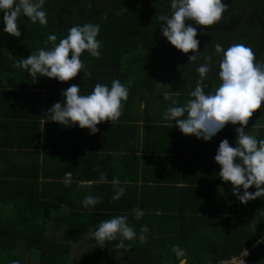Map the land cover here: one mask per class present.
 Wrapping results in <instances>:
<instances>
[{"label":"trees","instance_id":"obj_1","mask_svg":"<svg viewBox=\"0 0 264 264\" xmlns=\"http://www.w3.org/2000/svg\"><path fill=\"white\" fill-rule=\"evenodd\" d=\"M223 3L229 6L228 11L218 23L205 30H229L236 27L246 10L252 6H257L264 15V0H223ZM42 10L47 13L46 26L38 22L33 24L27 17L20 16L18 21L22 33L20 38L4 32L3 15L0 13V130L4 132L0 137V205L3 206L0 210L8 213L5 218L0 216V224L8 223L10 226L7 228L0 225V264H11L16 250L20 253V264H73L70 249L84 238H88L86 243L84 242L89 247L88 253L95 254L90 258L89 264H121L116 256L119 251L125 253L128 246L126 245V249L117 248L115 245L119 241L106 242L101 246L92 235L100 222L118 217L120 213L118 216L114 213L108 215L99 211L103 207L97 205L85 208L82 201L89 195L97 197V191L102 187L95 183L100 178L98 175L100 171L97 170V162L100 159L103 160L102 163L110 162L113 170L129 165L127 169L122 170L123 175L120 173L118 179L135 176L137 148H133V143H129L132 149L127 148L125 141L123 145L121 143L110 147L107 145L104 156L94 153L97 148L91 147L90 154L86 157L94 158L97 161L95 166H91V160H85V155L84 157L74 155L73 157L80 159H65L62 174L52 177L53 181L42 183L37 181L36 173L20 167V163H15L16 159L10 160L7 149H17L21 153L27 149H38L42 138L43 146L50 150L78 151L75 149L81 142L78 138L87 129H81L78 124L66 128L52 122L48 117V110L54 104L64 102L62 93L72 84L80 87L81 95L91 94L96 84L110 88L112 81L117 79L128 87V99L124 102L122 110L124 118L120 117L115 123L110 121L104 123L110 124L114 132L141 102L144 107L139 113L145 117H152L149 112L153 113V110L158 109L161 101L171 103L173 99L181 100L183 106L192 98L188 94L193 92L200 79L197 69L206 62V56L212 57V63L209 65L210 70L204 79L203 88L205 94H213L221 84L219 64L222 54L215 52V44L219 43L225 50L233 44H244L253 50L257 61L264 49V27L256 11L250 14L238 31L230 35L202 33L194 26V21H187L188 25L197 29L196 38L200 41L197 59L190 62L189 57L196 53L184 54L162 35L161 28L166 24L159 20V16L171 17V0H45ZM86 23L100 25L97 37L101 43L100 58H94L88 52L81 56L86 70L91 73L90 77H85L81 72L67 83L47 77H39L33 81L27 70L15 67L19 59L29 57L40 48L51 49L53 42L45 44L50 35L57 37L54 43L58 44L61 39L67 37L70 28ZM165 92L172 93L171 100L164 99ZM127 122H131L130 119ZM49 126H53L52 130L48 128ZM249 126H257L260 128L259 133L264 134V106L254 113ZM97 127L99 128V125ZM238 127L240 126L231 124L226 126L217 135L215 145L219 148L221 141L217 138H220L222 133L234 132L238 135L236 132ZM88 132L90 130L85 133ZM66 141L69 142L68 148L65 146ZM146 145L144 142L142 148L144 157H147V153L154 152ZM220 170L219 165L217 171ZM68 172L72 173V182L65 185V174ZM112 180L113 178H107L108 183L100 185H112ZM88 182L91 183L90 187L82 185ZM51 185L53 195L46 194L42 197V193H45L42 189ZM62 187L63 189H60ZM255 191V187L249 189V192ZM241 193L243 194V189ZM112 202L114 206L112 208L115 211H123L120 216L127 217L126 211L130 208L123 203ZM254 202L244 204L242 212L245 215V209H250L246 214L256 221L255 239L249 234H242L235 239L236 236L232 235L233 230H227L226 238L227 241L232 240V247L230 251H224L220 258L228 259L237 255L244 246L251 247V244L264 234V201L260 198ZM60 209L67 212L59 214ZM33 212L37 215L33 216ZM167 217V220H170L172 215ZM234 218L241 220L238 217L229 219ZM179 223L175 221L159 223L160 226L155 232L160 233L163 228H169V234L178 233L182 237V231L178 232L176 228ZM238 228L244 233L242 226L238 225ZM238 228L234 226L233 229L236 231ZM249 236L251 238H248ZM177 240L182 244V239H174ZM153 242V245L145 247L146 251L154 252L150 253L152 257H159L158 252L162 248L159 246L160 239L157 238ZM179 243L177 246L180 247ZM255 249L251 250L249 264H264V243L258 246L256 251ZM81 254L83 252L78 253L80 256ZM127 256L128 254H123V257ZM178 261L179 258L173 255V261L169 259L168 264H177ZM214 261L216 262V259ZM124 264L139 263L129 259ZM186 264L206 262L195 263L190 260Z\"/></svg>","mask_w":264,"mask_h":264},{"label":"clouds","instance_id":"obj_2","mask_svg":"<svg viewBox=\"0 0 264 264\" xmlns=\"http://www.w3.org/2000/svg\"><path fill=\"white\" fill-rule=\"evenodd\" d=\"M44 3L45 0H0L4 32L20 38L22 33L18 21L21 15L27 17L33 24L38 22L46 26L47 13L42 10ZM171 9V17L159 16V20L166 24L161 28L162 35L184 54L196 53L189 57L190 62H195L200 41L196 38L197 29L188 25L187 21H194L202 29H209L222 19L229 6L223 3V0H171ZM99 32L100 25L86 23L70 28L67 37L61 39L58 44L54 43L57 37L50 35L45 44L53 42L51 49L40 48L29 57L19 59L15 67L27 70L33 81L39 77H47L67 83L81 72L85 77H90L91 73L86 70L81 56L88 52L92 57L100 58L101 43L97 39ZM215 52L222 54L219 64L221 80L219 87L213 94L204 92V79L212 63V57L206 56V62L197 69L200 79L191 93L192 98L179 107L175 106L177 102L173 100L163 119L175 121L176 127L184 135L195 136L206 142H210L229 124L240 126L236 128L238 134L236 147H232L227 139L221 141L215 161L221 166L219 172L221 179L231 183L233 194L246 205L249 201L264 197V139L257 140L255 136L245 131L254 113L264 106V63L257 64L255 53L244 44H233L225 50L217 43ZM62 95L64 102H58L48 110L51 121L66 128L78 124L81 129H88L95 135L99 131L98 125L109 121L115 123L122 116L129 89L117 79L112 81L110 88L96 84L92 93L88 95H81L80 87L72 84ZM164 99L171 100L172 93L165 92ZM43 109L44 105L42 111ZM71 182L72 173L68 172L65 174L64 183L69 185ZM95 183H108L106 173L101 172ZM111 183L115 188L112 199L119 200L125 189L119 187L118 178H113ZM90 184L88 182L82 185ZM253 187L256 191L249 192ZM101 199L89 195L82 203L85 208L94 207ZM133 211L138 220L144 215L141 209ZM127 220L126 216L121 215L102 221L92 235L101 246L106 242L119 241L115 246L125 248V240L132 241L137 237ZM148 231L146 225L140 229L141 243H146L147 237L144 233ZM172 252L178 258L185 255L179 246H173Z\"/></svg>","mask_w":264,"mask_h":264},{"label":"crops","instance_id":"obj_3","mask_svg":"<svg viewBox=\"0 0 264 264\" xmlns=\"http://www.w3.org/2000/svg\"><path fill=\"white\" fill-rule=\"evenodd\" d=\"M172 101L171 103L166 102L158 109L153 110V113L150 111L149 114L152 117H145L142 113H139L144 107L141 102L130 115L128 114L116 132L113 131L110 124H101L95 135L90 132L85 133L89 131L88 129L84 130L83 135L78 138L81 142L75 148L78 150L76 152L50 150L43 146L44 143L41 138L38 149H27L23 153L17 149H7V156L10 160L16 159L15 163H20V167L36 173L37 181L42 183L48 180L53 181L51 180L52 177L62 174L65 159L74 158L79 160L80 157L73 156L85 155V160H91V166H95L97 161L94 158L86 157L90 154L89 148H97L94 153H100L99 156H104L107 152V149H105L107 145L109 147L116 143L123 145L125 141L127 148L131 147L132 149V146L137 148L136 154L138 156L135 155L137 166H134L136 167L135 176L123 177V180L119 179L120 185H123L120 187L125 189V195L119 200L112 199L115 194V189L111 188L114 187L113 185L99 184L100 187L105 186V188L101 187L97 191V197L102 199L96 204L103 207L99 211H103L108 215L114 213L115 216H118L119 213L122 214L123 211H115L112 208V201L115 204L116 202L118 204L123 203L130 208L129 211H126L128 213L127 222L134 229L137 237L132 241L125 240L124 244L128 248L125 247V253L119 251L118 255L128 254L127 257H129L131 254L130 257L132 258L130 259L139 264H168V260L173 261V255L175 256L172 252V245L176 243L177 246L180 241H174V239L179 238L182 239V244L179 243V245H181L180 247L184 250L185 255L179 257L177 264H186L190 260L195 263L205 261L206 264H213L215 259L216 261L222 260L223 258L220 257L225 252L230 251L232 247V240L227 241L226 238L227 230H233L232 235L236 236L235 239L242 236V234H249L255 239L256 221L246 213L243 215L242 208L244 204L233 194V186L230 182H224L219 176V171H217L219 164L215 161L219 149L215 142H217L216 137L219 133L210 142L198 139L195 136L184 135L176 127L175 121L163 119L167 108L172 106ZM176 102L175 106H182L181 100ZM43 105L44 102H42ZM121 118L124 117L121 116ZM129 119L131 122H127ZM52 127L49 126L48 128L52 130ZM259 129L257 126L248 125L245 131L255 136L257 140H261L264 139V134L259 133ZM3 134V130H0V137ZM237 136L234 132L233 134L222 133L217 140L227 139L232 147H236ZM41 137H43L42 134ZM144 142L147 143L146 146L154 151L152 154L147 153V157L142 155ZM129 143H133L132 146ZM68 144L69 142L66 141L65 146L67 148ZM101 161L103 160L100 159L97 162V170L100 173H106L107 178H119L122 170L127 169L129 166H120L113 170L110 162L102 163ZM100 173L98 172L99 176ZM121 174L123 175V173ZM40 186L39 189L41 190ZM90 186L84 185V187ZM60 189H63V187ZM42 190L45 191V193H42V197L46 194L53 195V185ZM261 201H264V197H261ZM248 203L254 204L255 202L252 200ZM137 208L144 212L139 220L136 219L133 211ZM246 210L250 212V209L246 208ZM65 212H67L65 209H60L58 213L63 214ZM168 215H172L170 220H167ZM0 216L5 218L8 213L0 210ZM232 217H238L241 220L229 219ZM167 221L180 222L176 225V228L178 232L182 231V237L178 233L169 234V228H163L160 233L155 232L160 226L159 223ZM247 221L249 224L254 222L251 229L246 228ZM145 225L149 229L147 233H144L147 241L141 243L139 240L140 229ZM238 225L244 228V233L240 232ZM234 226L238 228L236 231L233 229ZM250 236L248 238H251ZM193 237L198 241V244L194 246L190 244ZM157 238H161L159 243L162 248L158 252L159 257H152L150 253L154 252L146 251L145 247L153 245V241ZM129 243L130 245H128ZM262 243H264V234L257 238L251 246L257 249Z\"/></svg>","mask_w":264,"mask_h":264},{"label":"rangeland","instance_id":"obj_4","mask_svg":"<svg viewBox=\"0 0 264 264\" xmlns=\"http://www.w3.org/2000/svg\"><path fill=\"white\" fill-rule=\"evenodd\" d=\"M215 86L217 87L218 84H216ZM189 95H191V93H189L188 96ZM165 103H166L165 101H161L160 102V106H162ZM0 207H1L0 209L3 208L2 205H0ZM245 213H248V210L245 209ZM36 215H37V213L36 212H33V216H36ZM5 217H7V216H5ZM2 221H5V220H2ZM6 223H7V219H6ZM246 224H248L246 226V228L247 229H251V225H253L254 222L251 223V224H249V222L247 221ZM0 225L5 226V227L7 226V228L10 227L8 223L6 225H3V224H0ZM86 239H88V238H84L83 241L80 242V243H78L77 245L76 244L72 245V247L70 249V259H71V262L73 264H83V262L89 264L90 258L95 255L93 252L92 253H88L89 252L88 251L89 247H88V245L85 244L86 243ZM159 239H161V238H159ZM190 244L192 246L198 244V241H196L195 237H193V239H191ZM159 246H161V245H159ZM172 246H176V245H172ZM80 252H83V254H81V256L78 255V253H80ZM13 254H14L13 256H15V257H14V260L11 262V264H20V262H19V258H20L19 251L16 250ZM130 256H132V255L130 254ZM130 256L129 257H123V254L122 255H117L116 256V259H119L120 262H121V264H124V263H126L127 260H129L130 258H132Z\"/></svg>","mask_w":264,"mask_h":264},{"label":"water","instance_id":"obj_5","mask_svg":"<svg viewBox=\"0 0 264 264\" xmlns=\"http://www.w3.org/2000/svg\"><path fill=\"white\" fill-rule=\"evenodd\" d=\"M254 11L258 12V15L261 19V22L263 24L264 27V15L262 13V11L257 7V6H252L249 9L246 10V12L244 13V15L242 16V19L240 20L239 24L229 30H210V31H204V33L209 34H217V35H230L235 33L237 30H239V28L242 26V24L247 20V18L250 16L251 13H253ZM194 25L197 27L198 25L194 23ZM264 59V49L261 53V55L259 56V58L257 59V64H261L262 61Z\"/></svg>","mask_w":264,"mask_h":264},{"label":"built area","instance_id":"obj_6","mask_svg":"<svg viewBox=\"0 0 264 264\" xmlns=\"http://www.w3.org/2000/svg\"><path fill=\"white\" fill-rule=\"evenodd\" d=\"M253 247H243L238 255L231 256L229 259L221 260L216 264H249L247 262Z\"/></svg>","mask_w":264,"mask_h":264},{"label":"flooded vegetation","instance_id":"obj_7","mask_svg":"<svg viewBox=\"0 0 264 264\" xmlns=\"http://www.w3.org/2000/svg\"><path fill=\"white\" fill-rule=\"evenodd\" d=\"M196 27V26H195ZM196 28H198V30L200 31V32H204V31H207V30H205V29H202L199 25L196 27Z\"/></svg>","mask_w":264,"mask_h":264}]
</instances>
